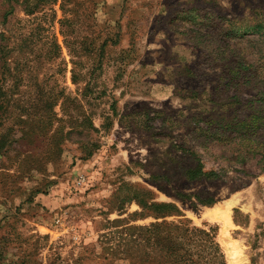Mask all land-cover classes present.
Here are the masks:
<instances>
[{
    "label": "rangeland",
    "instance_id": "obj_1",
    "mask_svg": "<svg viewBox=\"0 0 264 264\" xmlns=\"http://www.w3.org/2000/svg\"><path fill=\"white\" fill-rule=\"evenodd\" d=\"M20 1L0 0V264H128V225L156 220H133L138 199L217 227L227 264H264L246 80L264 62V0H91L64 29L60 0ZM194 157L218 177L185 179ZM195 193L215 202L191 206Z\"/></svg>",
    "mask_w": 264,
    "mask_h": 264
},
{
    "label": "trees",
    "instance_id": "obj_2",
    "mask_svg": "<svg viewBox=\"0 0 264 264\" xmlns=\"http://www.w3.org/2000/svg\"><path fill=\"white\" fill-rule=\"evenodd\" d=\"M57 1L21 0L19 4L26 14H32L37 9L43 11L44 8L55 4ZM60 1L63 17L59 21L63 29L71 21L66 17V12L73 9L70 8L72 5L82 7L84 10L91 9L87 6L91 0ZM13 9L14 4H9L5 14L12 13ZM261 12L262 10L258 13L261 15ZM84 15L89 16V13H84ZM61 33L67 47L80 37L77 35L73 37L74 39H71L69 30H62ZM87 39L88 37L84 40ZM91 44L92 41L89 43L83 41V45L87 46L86 51H90ZM53 45L57 49L60 47L55 41ZM72 47L76 48L74 44ZM73 63L75 64L74 61ZM247 67L249 77L246 76V80L249 87L254 91L252 93V101H254L253 116L257 118L251 132L254 136L253 141H256L258 145H264L263 141L259 142V139L264 138V62L260 63L254 59L252 63L247 64ZM234 128L235 125L231 127V129ZM2 147L3 143L0 141V151ZM183 177L191 181L214 180L218 177V174L213 170H204L201 160L194 157V164L185 169ZM185 198L188 200L195 199V201H190L191 206H195L196 202L205 205H211L215 202V199L209 194L199 195L195 193L189 194ZM138 201L141 205V211L132 214L133 220L144 219L148 216H153L156 220L144 225H128V229L138 231L139 238V244H137L139 254L130 255L128 253L129 259H131L128 264H227L224 252L216 238L217 227L193 224L191 219L186 217L175 203L157 202L147 204L143 200L138 199ZM168 216H173V219H166Z\"/></svg>",
    "mask_w": 264,
    "mask_h": 264
},
{
    "label": "built area",
    "instance_id": "obj_3",
    "mask_svg": "<svg viewBox=\"0 0 264 264\" xmlns=\"http://www.w3.org/2000/svg\"><path fill=\"white\" fill-rule=\"evenodd\" d=\"M86 182V177L83 174H79L74 179L75 187L82 186Z\"/></svg>",
    "mask_w": 264,
    "mask_h": 264
}]
</instances>
